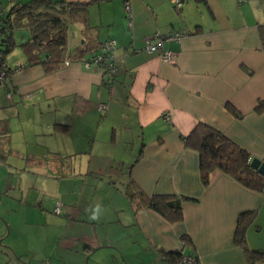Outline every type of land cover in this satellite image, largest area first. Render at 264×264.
Returning a JSON list of instances; mask_svg holds the SVG:
<instances>
[{"label":"crops","instance_id":"obj_1","mask_svg":"<svg viewBox=\"0 0 264 264\" xmlns=\"http://www.w3.org/2000/svg\"><path fill=\"white\" fill-rule=\"evenodd\" d=\"M27 1L0 0V10ZM52 1L87 4L85 20L69 23L66 53L83 39L95 46L114 39L116 67L110 78L99 65H87L92 54L87 53L85 60L65 57L60 67L46 72L40 64H26L19 44L29 37V29L13 30L20 56L7 60L11 50L4 56L11 73L0 84V193H6L0 194V264H79L52 256L47 231L60 229V223L58 217L52 224L46 216L43 197L63 196L62 178L78 166L108 173L113 197L121 192L128 200L124 218L143 235L148 264H170L161 249L193 252L201 264H248L232 240L233 231L238 213L254 209L247 244L264 251V188L245 187L220 170L203 183L198 152L183 137L204 122L251 157L264 159V47L258 30L264 24V0H182L179 6L172 0ZM22 28L27 32L17 31ZM173 33L179 37L167 38ZM156 34L164 36L161 49L172 53V61L160 51L145 50V39L155 41ZM100 103L107 108L99 109ZM166 112L169 120L163 117ZM8 153H25L27 165L39 169L41 179L54 182V191L44 190L45 182L35 178L34 192L41 198L19 197L23 202L6 197L16 189L13 184L3 187L4 172H13L3 162ZM71 155L76 163L66 160ZM56 156L65 157L68 173L61 174L63 163ZM128 183L134 192L181 198L182 219L168 222L152 207L135 208L139 196L129 199ZM73 199L64 198V204ZM24 205V237L32 243L15 244L8 236L19 229ZM127 206L118 209L126 212ZM30 211L39 212L34 217L38 222L29 219ZM181 234L191 242L183 246ZM85 243L90 251L92 244Z\"/></svg>","mask_w":264,"mask_h":264},{"label":"trees","instance_id":"obj_2","mask_svg":"<svg viewBox=\"0 0 264 264\" xmlns=\"http://www.w3.org/2000/svg\"><path fill=\"white\" fill-rule=\"evenodd\" d=\"M86 7L85 2L60 1L57 3L52 0H30L13 3L7 11H1L0 66L4 64V56L16 44L13 30L20 27H27L30 32L29 37L19 44L26 54V64H40L46 72H49L60 67L65 57L70 60L89 58L90 55L86 58L85 55L94 54L102 43L95 46L83 39L80 43L73 45L68 54L66 53L69 23L78 19L85 20ZM258 30L262 47H264V24H260ZM102 65L103 74L111 78L114 72L111 75L106 62ZM58 125L60 129L66 128V125ZM183 141L185 145L198 152L199 170L203 183L208 182L212 171L220 170L245 187L254 190L264 188V174L250 165L251 156L248 151L219 129L199 122L189 134L183 137ZM61 158L56 156L55 159L63 163L61 174L68 173L69 167L65 157ZM131 186V183H128L125 193L132 202L138 194L139 202L135 208L152 207L168 222L182 219L181 198L168 194L146 195L140 189L134 192ZM253 218L254 209L239 212L232 237L234 244L244 251L248 264H256L257 261L264 260V251L252 249L247 244L246 229ZM180 240L183 246L191 242L190 237L185 234L180 235ZM160 251L162 257L170 264H179L184 254L195 255L193 252L184 253L180 249L169 251L161 249Z\"/></svg>","mask_w":264,"mask_h":264},{"label":"rangeland","instance_id":"obj_3","mask_svg":"<svg viewBox=\"0 0 264 264\" xmlns=\"http://www.w3.org/2000/svg\"><path fill=\"white\" fill-rule=\"evenodd\" d=\"M17 31L27 32L25 28ZM15 37L16 39H20L21 34L16 32ZM17 49L19 48L16 46L11 49L7 55V60L20 56ZM37 137L35 135V138ZM25 156V153L22 155L8 153L3 158L5 167H11L13 171L7 172L6 170L4 172L5 181H3V187L6 186L8 188L11 184L16 187L6 197L16 198L23 202L25 201L24 199L33 201L42 197L34 192L36 185L33 182L35 178H38L39 182L43 176L36 174V170L39 169L27 165ZM88 158V156H85V161ZM91 159L93 160L94 157ZM66 160L76 163V157L72 155L67 156ZM74 171L67 175L66 178H62L60 190L63 196L56 195V197L54 196V200V198L43 192L46 216L52 224L55 223V217H58L57 221L60 223V229L58 227H51L52 231L49 233L47 231V237L54 252L52 256L57 260L56 257L61 255L67 262L74 259L79 264H114V262L116 264H132V261H136V264H148V246L143 235L138 234L136 226L124 218V215L129 213L128 204H126L128 200H126L121 192L114 194V197H118V201L117 198L113 197L110 185L107 184L108 178H110L108 173H94L91 171L90 166L88 169H83V167L80 169L78 166L77 168L75 167ZM41 181L45 182L44 190L47 191L49 189L50 191H54V182L45 178L41 179ZM117 185L120 186L119 184ZM0 194H4L5 196L6 193ZM66 197L74 198L73 203L65 205L64 198ZM52 200H54L53 203L51 202ZM56 202L59 203V208L55 212ZM125 205L127 206L126 212L118 209L123 207L125 209ZM28 207L31 208V206ZM97 207L99 208L98 212H96ZM13 209L15 210V206ZM94 213L97 215L96 219H92ZM36 214L39 215V212L30 211L29 219L38 222L37 219H34ZM18 216L17 228L19 229L16 230L15 234L12 232L8 236V239L15 244H20L21 242L31 244L32 239L28 238L27 240L23 232L26 226L25 205L20 210ZM53 234L57 237L56 241L50 239V236H53ZM85 242L92 244L90 251L86 250L85 245L87 243ZM51 262L52 264L55 263L52 260Z\"/></svg>","mask_w":264,"mask_h":264},{"label":"built area","instance_id":"obj_4","mask_svg":"<svg viewBox=\"0 0 264 264\" xmlns=\"http://www.w3.org/2000/svg\"><path fill=\"white\" fill-rule=\"evenodd\" d=\"M175 6H179L182 2V0H172ZM1 14V10H0ZM127 15L129 16V5H127ZM0 29H1V16H0ZM156 39L155 41H152L150 37L145 39V50L149 52H154V51H160V55L164 60L172 61L173 56L170 51H164L161 49V41L164 38V36L159 37V35H155ZM179 34L178 33H173L170 35H167V38H178ZM115 47V41L114 39H109L106 40L102 43L101 45V50L96 51L94 54H92L87 60L86 63L87 65L89 64H97L100 67L103 66V63H107L109 65V70L111 75L115 70V63L113 61L114 59V54H113V49ZM11 69L8 68L5 64L3 66H0V84L5 83L7 77L11 73ZM98 108L101 110H104L107 108L106 103H100L98 105ZM163 117L166 120L170 119V114L168 112L163 114ZM59 208V203L55 206V212L58 211ZM179 264H201L198 258L195 255L192 254H184L183 257L181 258Z\"/></svg>","mask_w":264,"mask_h":264},{"label":"water","instance_id":"obj_5","mask_svg":"<svg viewBox=\"0 0 264 264\" xmlns=\"http://www.w3.org/2000/svg\"><path fill=\"white\" fill-rule=\"evenodd\" d=\"M250 165L257 169L259 173L264 174V159L253 156L251 157Z\"/></svg>","mask_w":264,"mask_h":264},{"label":"clouds","instance_id":"obj_6","mask_svg":"<svg viewBox=\"0 0 264 264\" xmlns=\"http://www.w3.org/2000/svg\"><path fill=\"white\" fill-rule=\"evenodd\" d=\"M98 211H99V208L97 207L96 212H98ZM96 218H97V215H96V213H94L92 216V219H96Z\"/></svg>","mask_w":264,"mask_h":264}]
</instances>
